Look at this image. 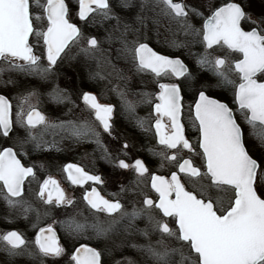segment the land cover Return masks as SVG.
<instances>
[{
    "label": "snow or ice",
    "instance_id": "obj_1",
    "mask_svg": "<svg viewBox=\"0 0 264 264\" xmlns=\"http://www.w3.org/2000/svg\"><path fill=\"white\" fill-rule=\"evenodd\" d=\"M36 3L46 17L44 30H38L34 26L35 21L41 20V15H33L30 0H0V61H4L9 70H17L46 80L61 59V54L70 44L79 43L83 33L76 24L70 22L65 0H46L42 5L36 0ZM120 6L132 7V0H120ZM156 9H159L158 17L175 21L185 35L202 37L201 42L207 49H212L214 45L227 46L242 55V58L235 61L234 67L224 58H213L207 51L198 56L197 64L201 68L212 72L220 84L234 87V103L238 105L240 115L238 117L227 103L209 96L206 84L196 88L194 96L197 98L189 108L193 113V125L199 132L198 148L202 150L200 155L203 157V167L206 171L201 173L190 160L179 164L180 173H186L189 177H207L210 182L209 189L230 190L232 196L229 206L218 209V201L214 202L210 191L206 193L202 190L197 194L186 189L177 172H173L170 180L156 175L151 177V188L158 194V203L145 197L144 207H134L131 212L122 211L123 205L119 200L113 202L105 199L93 189L83 197L84 200L95 212L106 213L110 218L100 220L96 217L91 224L70 219L60 221L61 226L67 225L70 234L76 236H81L90 229L97 240L106 241L113 234H117L121 227L127 232L136 219L144 217L149 227L137 231L148 238L151 230L159 233L160 238L154 243L149 240L146 244L131 246L141 251L151 264H264V83L257 80L258 75L264 76V16L257 18L246 12L242 3L237 0H223L221 4H213L209 0L210 14L204 19L202 29L198 30L188 20L190 13L194 16H204L199 8L176 0H140L135 20L147 28V17L142 13ZM93 14L104 20L116 21L106 40H119L122 47L117 51L125 59H130L136 72L150 71L156 77L167 75L194 79L180 59H172L153 51L148 43L141 40L140 29L133 28L131 24L122 22L119 16L114 15L110 0H78L80 20L87 21ZM242 21L248 22L251 30H244L241 27ZM153 23L159 24L160 21L153 19ZM130 32L137 33L135 39H128ZM113 33L118 35L114 37ZM33 35L37 37L38 42L42 40L41 47L45 51L41 55L34 54V46L29 41ZM83 38L86 40V46L80 47L79 55L87 60H97L99 67L96 53L100 51V41L95 36ZM170 46L186 47L187 44L173 40ZM45 54L47 63L42 64ZM233 71L239 76L238 83L230 78L229 74ZM97 77L104 78L99 72L89 73L90 79ZM11 82L9 80L6 83ZM158 86L160 92L156 96L159 103L155 104V129L159 143L168 149L182 147L189 152H195L196 149L185 137L184 125L180 121L183 110L182 85L160 83ZM80 95L90 114L94 115V121L98 123L71 119L51 122L33 108L27 113L26 121L20 120V126L26 129L21 147L26 143H34L39 149L42 142H45L44 135L53 130V134L60 135L61 140L69 139L76 143L86 140L95 143L102 151V159L108 162L115 159L101 139L102 134L116 138L113 136L111 123L113 106L99 103L97 97L90 92H82ZM118 95L121 96L124 109L133 113L135 105L126 100L124 93ZM143 96L144 103H152L148 94ZM54 99L60 103H74L70 96L64 95V91L58 88L54 90ZM165 116L170 121V132L164 131L166 126L161 122V117ZM136 123L143 129L146 121L137 118ZM244 125L249 128L247 134ZM37 126H42V129L34 134L33 129ZM11 131V105L4 96H0V132L4 137H8ZM248 137L253 138L256 143L250 145ZM128 147L127 143L123 145L124 149ZM165 158L176 159L175 156ZM117 166L121 169L131 168L139 177L148 172L145 164L139 159L131 165L120 159ZM63 171L73 184L83 185L88 181L102 183L101 177L90 175L76 164H67ZM34 175L33 168L25 167L13 148L5 147L0 150V182L7 191L4 198L10 206L21 203L12 198L23 195L24 180ZM50 186L54 187L57 193L56 206L64 204V193L51 178L40 186L39 196L42 199L45 192H48L44 203H53ZM156 211L162 213L163 217L171 218L173 226L158 219L153 214ZM117 213L118 217L114 215ZM124 221L127 223L123 224ZM0 241L5 242V251L13 256L18 255L16 249L26 243L16 231H9L0 236ZM35 245L38 251L29 253L34 257L55 259L65 254V249L60 245L51 226L39 228ZM103 255V251L82 243L74 250L70 261L72 264H102ZM125 259L128 264H135L130 258ZM114 264H121V261H114Z\"/></svg>",
    "mask_w": 264,
    "mask_h": 264
},
{
    "label": "flooded vegetation",
    "instance_id": "obj_2",
    "mask_svg": "<svg viewBox=\"0 0 264 264\" xmlns=\"http://www.w3.org/2000/svg\"><path fill=\"white\" fill-rule=\"evenodd\" d=\"M33 7V15L37 11H42V9L37 5L36 0H30ZM46 0L43 2L39 1V3L42 5L45 3ZM176 2H183L190 6L189 3L185 0H176ZM223 0H221L218 3L214 4H221ZM237 2L242 3V5L245 8L246 12L251 13L253 16L260 18L261 16H264V5L262 4V0H237ZM65 3L68 6V9L70 10L72 8V2L66 1ZM111 6H116V8L120 7V1L119 0H110ZM71 4V5H70ZM70 7V8H69ZM73 10V9H71ZM78 12V0H76V18L79 22L75 20H70L71 23L76 24L80 29L81 32H86L87 24L90 23L94 17H97V20H102V17L99 15L93 14V16H90L87 21H82L78 18L77 15ZM42 14V13H41ZM210 12L207 14L209 15ZM206 15V16H207ZM43 16V14H42ZM199 18L201 23V29L204 22V19L206 18ZM195 18H192V20H196L197 22V16H194ZM43 19L46 22V17L43 16ZM81 24V25H79ZM35 26V23H34ZM86 27V28H85ZM241 27L244 30H251V25L246 22H241ZM82 32V33H83ZM166 33L163 34L165 36ZM162 36V37H163ZM180 31H173V34H171V40H175L177 43L181 44H188L190 48L195 47V50L193 51V59L196 61V64H192L189 61H187L181 52H186V47H173L170 46V42L168 43V40H165L162 42L161 45H156L152 41H143L149 44V47L153 49V51L157 52L158 54L168 56L172 59H180L185 66L189 69V72L191 73L192 77L194 79L189 80L184 77L176 78L171 77L167 75H162L160 77H156L153 73L150 71H143L142 73H146L147 75L157 78V94L150 97L149 99L152 100V103H144L143 101L137 100L135 102V111L133 113L130 112H122L120 111V115L116 118L117 114V107L113 102L102 100L97 93L94 90H86L85 92H90L93 95L97 97V100L101 104L106 105H112L113 106V113L111 117V123L113 125V136L116 138L113 139L112 137L108 136L107 134H102V143L103 145L108 149V151L112 154V151L116 152V155L112 156L115 158L111 162L106 161L105 159H102V151L97 147L95 143L84 141V148H89L92 150H95V156H97L98 163L96 164L95 161L93 164L89 162V164H84L82 162H76V161H66L62 167L60 175H49L47 177H44L42 182L39 183L38 188L36 189L35 193V200L37 201V205L40 207L38 209H35L31 206H26L24 209L22 208V196L21 197H13L14 200L21 201L20 204H16L14 206H10L8 202L5 200V195L7 194L6 189H3L2 182H0V229H2L1 236L6 234L9 231H16L22 235V237L25 240V245L21 246V248L16 249V251L19 253L18 255H9L7 251H5V242L0 241L2 244L1 249V264H41V259H43V264H64V263H70V256L74 254V250L82 243L87 244L89 247L97 248V250H101L104 252V255L102 256V264L110 263L114 264V261L119 260V258L125 259L130 258L132 261L135 262V264H151V261L137 248H133L132 244L137 245H143L149 242L151 240L153 243L160 238L159 233L151 232L148 238H145L140 234L139 229H145L146 227H149L148 221L146 218L141 217L136 219L133 224L128 228V231H123V228L121 227V230L117 234H113L109 240H97L90 229H88L83 235L76 236L75 234H70V230L67 225L61 226L60 221H66L70 219H74L78 223H85L91 224L94 222V219L98 217L100 220H107L110 217L107 216L106 213H98L95 212V210L91 209L90 205H88L87 201L84 200V196L91 192L93 189H95L100 196H102L105 199H108L110 201H116L119 200V202L123 205L122 211H128L131 212L132 209L135 208H141L144 207L143 205V199L145 197L151 198L155 200L158 203V194L155 192L154 189L151 188V177L153 175L156 176H162L166 180L171 179V174L173 172H177L178 176L181 179V182L185 185L186 189L193 191L194 193H199L193 186L190 185V182H187L189 179H196V177H189L186 173H180L179 172V164L183 163L184 160H190L194 167H197L201 170V173H204L206 169L203 167L204 160L202 155L200 153L202 152L198 148V140H199V132L197 128L193 125V113L190 112L189 106L193 104V101L195 98L194 92L198 86H196V82H198L199 76H202L203 74L210 78V79H217L212 72L201 68L197 64V58L200 55H203L206 51L211 53V56L214 58H224L227 60L228 64L234 67V63L236 60L242 58V55L240 53L234 52L227 48V46H219L214 45L212 49H207L206 45L201 42L202 37L193 38L186 37L185 41L181 37ZM36 39V36L33 35L29 38L30 44L33 45V40ZM162 40V39H160ZM184 41V42H183ZM34 46V45H33ZM45 51V50H44ZM188 51V50H187ZM34 54L41 55L38 53L34 47ZM214 54V55H213ZM191 57V60H192ZM46 60V57H45ZM18 63H22L21 61H17ZM47 62V61H46ZM5 65V63H4ZM236 76V82H239V76L234 71L231 72L229 75ZM203 75V76H204ZM12 80V79H11ZM31 79H28L27 81H30ZM258 82L264 81V76H257ZM13 83L17 84V81H13ZM35 80H33L31 83H34ZM29 84L28 82H26ZM160 83H178L182 85V91L181 95L183 97L182 99V105L183 110L180 116V121L184 125V134L185 137L190 141V143L193 145L194 149H196L195 152H189L187 149H183L182 147H178L177 149H168L166 146L161 145L159 143V137L156 134L155 129V121L157 118V114L155 112V104L159 103V101L156 99V96H158L160 89L159 84ZM1 85V84H0ZM17 86H21V82H18ZM92 88V87H91ZM219 90L222 92L221 94H213L211 91L206 89V92L209 96L212 98H215L217 100H220L221 102L227 103L229 107H231L234 111V113L239 117L240 113L238 110V105L234 103V87L232 85H222L219 83ZM4 90L0 88V95L4 96L9 104L11 105V119L13 121V125H15L14 122V100H12L10 97H8L4 92ZM79 102V101H78ZM65 104L70 105L71 103L65 102ZM83 105L86 109H88L82 100L80 101V106ZM36 107H31L30 109H33ZM29 109V110H30ZM38 109V108H37ZM28 110V111H29ZM28 111L24 114L23 120L28 113ZM87 111L83 110V114H85ZM43 114V113H42ZM89 114V121L93 123H98L94 121V115L90 114V111L88 109ZM137 118H143L146 123L144 128H140L137 126L136 120ZM161 122L163 125H165L164 131L170 132L171 126L170 121L168 117H161ZM119 126V128L115 126ZM14 126H13V132H14ZM245 133L247 134L249 131V128L247 125H244ZM12 132V131H11ZM9 133V136L11 134ZM3 139H7L8 137H4L2 135V132H0ZM249 144H255L256 141L248 137ZM127 143L129 147L127 149L123 148V145ZM5 147H11L13 148V151L17 153V158L20 159L21 163L25 166H29L33 168L34 174L36 173L34 166L26 164L24 161V158L21 156L18 148L15 145L8 144V142H4L3 145L0 147V150H2ZM59 151V149H58ZM127 151L129 153V161L122 158L121 152ZM175 156V160L167 159L165 157H172ZM120 159L125 160L126 163L134 164L136 159L141 160L145 166L148 169V172L145 173L143 177H139L137 173H135L131 168L129 169H121L120 168V175L122 177H126L128 175L135 176L136 178H142L143 181H145V187L146 189L144 191L139 192H129V193H116V178L117 175H115L117 171V168L119 169L118 162ZM67 164H76L80 167H82L86 172H88L90 175H96L101 177L102 183H96L93 181H88L84 183L83 185L79 184H73L68 178L67 173L63 171L64 167ZM32 176L27 177L24 180L23 183V194H26V188L28 184V180ZM205 177V176H204ZM49 178H52L57 182V185L59 189H61L64 193L65 197V203L56 206L55 204V197H56V191L55 188L50 186L49 191L52 193L53 197V203L51 205L45 204L44 200L48 197V192H45V195L43 199L39 196V190L40 186L43 184V182ZM205 186L209 185V180L207 177H205ZM120 184V183H119ZM118 184V185H119ZM26 191V192H25ZM209 191V189H207ZM33 196V194H32ZM174 198V197H173ZM222 198V197H221ZM231 199V198H230ZM25 200H27L25 198ZM68 201H71L69 204ZM76 203L79 204V208H76ZM230 200L228 201L227 205L224 208H227L229 206ZM27 209V211H26ZM37 214H39V221H37ZM156 215L158 219H162L169 223L170 226H173V221L171 218L163 217L162 213H159L158 211L153 213ZM118 217V213L114 214ZM123 224H126L127 221L122 222ZM36 225V227H34ZM51 226L55 234L59 240L60 245L65 249V254L62 257L59 258H51V257H34L33 255H29V253H35L38 251L36 245H35V239L36 235L39 231L40 227L47 228ZM119 236H125L127 238L124 245H121L117 247L116 239ZM89 237H92L89 239ZM115 243V244H114ZM29 248V251H26V254H23L22 252L24 249ZM127 261V259H125Z\"/></svg>",
    "mask_w": 264,
    "mask_h": 264
},
{
    "label": "rangeland",
    "instance_id": "obj_3",
    "mask_svg": "<svg viewBox=\"0 0 264 264\" xmlns=\"http://www.w3.org/2000/svg\"><path fill=\"white\" fill-rule=\"evenodd\" d=\"M39 1L44 2L45 0ZM68 1L72 2V5H70L72 6L71 9H73L69 10V18L79 22L76 18V0ZM185 1H187L191 7L199 8L204 13L203 17L209 13V0ZM220 1L221 0H211L213 4ZM132 4L133 6L130 8H123L121 6L116 8V6H112V13L119 16L122 22L131 24L133 28L140 29L139 35L142 41L149 40L156 45H161L165 40H168L169 43L172 41L171 34H173V31H180V37L185 41H187L186 37H191V35H185L184 31L179 28V25L175 21H169L167 18L158 17L157 13L159 12V9L142 13L143 16L147 17L145 21L147 28L142 27L135 20L136 14L139 12L140 0H132ZM262 4L264 5V0H262ZM41 13L42 11H37L34 14V16L41 15V20L35 21V27L38 30H44V25L46 24ZM203 17L197 16V22L195 19L191 21V19L195 17L190 13L188 22L194 28L199 30L201 29L199 18ZM153 19H159L160 23L154 24ZM115 24V20H104L103 18L102 20H97V17H94V19L87 24V28L85 27L86 32L82 31L83 37L95 36L100 41V51L96 53L99 58V67L97 60H87L79 55L80 47L86 46V40L83 37L79 40V43L70 44L69 48L61 54V59L58 61L53 72L46 80H42L38 76L17 70H9L7 64L4 61H0V69H2V71H0V88L5 91L3 92L8 97L14 100L13 110L15 122V125H13L15 128L14 132L12 131L6 140L3 139L0 134V147L4 142L15 145L21 156L24 158L25 163L34 166L36 171L35 175L28 180L26 188L27 192L25 191L26 194H23L22 196L23 209L26 206H31L35 209L40 207L34 199L39 183L42 182L44 177L49 175H60L61 167L66 161L71 160L79 163L82 162L84 164H89V162L93 164L94 161L96 164L98 163L97 156H95V150H92V148H84V141L76 143L69 139L61 140L60 135L53 134V130H49L48 133L44 135L43 141L46 143L42 142L39 149L35 147L34 143H26L23 147H21V141L26 136V129L20 126V120L23 119L24 114L31 107L38 108L51 122L66 121L69 119L76 121L89 120L90 116L88 114V109H86L83 105L80 106V94L86 90H94L102 100L113 102L116 105L117 118L120 115L121 110L122 112H128L124 109L121 96L118 95V93H124L126 100L132 104H135L137 100L143 101V94H148V98L157 94L158 79L151 77L146 73L136 72L130 59H125L117 51V49L122 47L119 40L115 38L111 42L106 40L109 31L113 29ZM164 33H166L165 36H163ZM113 35L115 37L118 33H113ZM136 36L137 33L130 32L128 39H135ZM33 45L38 53L41 54L44 52V49L41 47L42 40L38 42L36 37V39L33 40ZM186 49L188 51L186 50V52H181V54L187 61L192 64H196V61L192 57L195 47L190 48L187 44ZM215 56L216 55H214V57ZM41 63H47L45 58L42 59ZM96 72H99L104 78L101 79L97 77L96 79H90L89 73ZM203 75L199 76L196 86L199 87L201 84H206L208 86V90L213 94H221L222 92L219 90V81H217L216 78L210 79ZM230 78L234 81L236 80V76L234 74L230 76ZM11 79L13 81H17V84L13 82L6 83L9 80L12 81ZM28 79L31 80L27 81ZM33 80H35V82L31 83ZM18 82H21L20 87L17 86ZM57 88L63 90L64 95L70 96L74 103L67 105L65 104L67 101L63 103L57 102L56 99H54V90ZM33 92L35 95L30 96L29 94ZM69 109H71V112H69ZM83 110L87 112L83 114ZM115 127L119 128L117 125ZM41 129L42 126H37L36 129H33V133H38ZM112 154L116 155L117 153L112 151ZM120 156L129 161V153L127 151L121 152ZM117 171L118 172L115 173V175H117L116 183L120 184H116V193L123 194L129 192H139L146 189L145 181H143L142 178H136L132 175L122 177V175L119 174L121 172L120 168H117ZM205 179L206 178L202 176L192 180L189 179L187 182H190V185L193 186L197 192L203 190L207 193L210 191L214 202L218 201L216 203V207L218 209L224 208L232 196L231 191L217 190L215 188L209 189L208 186L204 185ZM207 189H209V191H207ZM25 198L27 200H25ZM75 207L79 208L80 206L76 203ZM1 233L2 229H0V236ZM126 240L127 238H125V236H119L116 239V243L118 246H121L125 244ZM1 249L2 244L0 243V264ZM29 250V248H26L22 253L26 254V251ZM118 261H121V264H128V262L122 258H119Z\"/></svg>",
    "mask_w": 264,
    "mask_h": 264
},
{
    "label": "water",
    "instance_id": "obj_4",
    "mask_svg": "<svg viewBox=\"0 0 264 264\" xmlns=\"http://www.w3.org/2000/svg\"><path fill=\"white\" fill-rule=\"evenodd\" d=\"M77 15H78V12H77ZM161 55V54H160ZM262 83H264V82H262ZM0 96H2V95H0ZM35 110H37V111H39L37 108H34ZM40 112V111H39ZM26 118H27V114H26V116H25V118H24V120L26 121ZM29 167V166H28ZM52 179V178H51Z\"/></svg>",
    "mask_w": 264,
    "mask_h": 264
}]
</instances>
